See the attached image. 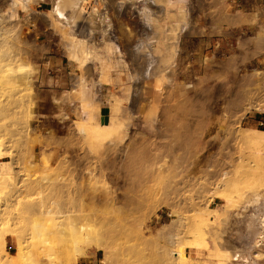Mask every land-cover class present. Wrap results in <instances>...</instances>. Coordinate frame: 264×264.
Segmentation results:
<instances>
[{"label": "rangeland", "instance_id": "374dc122", "mask_svg": "<svg viewBox=\"0 0 264 264\" xmlns=\"http://www.w3.org/2000/svg\"><path fill=\"white\" fill-rule=\"evenodd\" d=\"M38 1L0 10V264L263 262L264 0H48L44 67Z\"/></svg>", "mask_w": 264, "mask_h": 264}, {"label": "crops", "instance_id": "0c3cea01", "mask_svg": "<svg viewBox=\"0 0 264 264\" xmlns=\"http://www.w3.org/2000/svg\"><path fill=\"white\" fill-rule=\"evenodd\" d=\"M7 2H9V0H0V10L2 12L5 11ZM49 5L50 1L39 0L36 3H30L28 5V11H23L21 8H17L14 15L16 19L18 18L19 20H27V18L30 17V21L27 23L26 27H24L25 29L23 28V31H28L24 32L28 41L32 39L35 42L34 48L31 52V61L33 64H37V66L39 67H44V64L48 63L49 58H53L54 61L59 60L56 56H46V54H50V52L55 49V46L57 44V38L50 30V21L46 16L47 12H49ZM107 109L108 106L106 105L99 107L97 114L99 124H105L108 121L109 114L107 115L105 113V110L107 111ZM105 118H107V121H105ZM261 122L262 118H259L257 120V123L262 124ZM216 201H218V198H214L211 205ZM96 253L94 254V256L97 255ZM85 262L89 264L93 262V259ZM257 264H264V261L258 262Z\"/></svg>", "mask_w": 264, "mask_h": 264}, {"label": "bare ground", "instance_id": "6f19581e", "mask_svg": "<svg viewBox=\"0 0 264 264\" xmlns=\"http://www.w3.org/2000/svg\"><path fill=\"white\" fill-rule=\"evenodd\" d=\"M78 0H72V2H73V5H74V8H75V11H74V15H75V19H81L82 17H84V7L83 6H81V3H79V2H77ZM72 5V6H73ZM24 8L26 9V10H29L27 7H25L24 6ZM25 11V10H24ZM85 18V17H84ZM1 64V63H0ZM3 67H1V69H2ZM4 69V68H3ZM2 71V70H1ZM4 78V77H3ZM5 79V78H4ZM3 84V83H2ZM5 90V89H4ZM7 95V94H6ZM1 97V96H0ZM13 100V99H12ZM16 100H14L13 102H15ZM3 104V103H2ZM2 107V106H1ZM3 110V109H2ZM1 111V110H0ZM14 115V114H13ZM16 115V114H15ZM102 130V129H101ZM98 135H100V134H98ZM3 136V135H2ZM1 139V138H0ZM2 139H3V137H2ZM5 141V140H4ZM3 143V142H2ZM6 143V142H5ZM4 143V144H5ZM4 146V145H3ZM5 147V146H4ZM0 148H2L1 146H0ZM6 148V147H5ZM2 150V149H1ZM0 150V151H1ZM4 151H6V150H4ZM3 152V151H2ZM1 152V153H2ZM5 153V152H4ZM3 153V154H4ZM8 154V153H7ZM2 155H0V157H1ZM3 156H5V155H3ZM12 159V158H11ZM11 162V161H10ZM5 163V162H4ZM12 165V164H11ZM1 167V166H0ZM10 171H11V167H10V165L9 164H3L2 165V167H1V169H0V185L1 186H10V185H12L13 183H11L10 181H11V173H10ZM13 172V171H12ZM14 173V172H13ZM10 175V176H9ZM13 176H14V174H13ZM22 183V182H21ZM24 183V182H23ZM15 185V183L12 185V186H14ZM11 186V187H12ZM16 186V185H15ZM14 186V187H15ZM10 187V188H11ZM13 188V187H12ZM12 188H11V190H12ZM2 189H6V190H8V187L6 188V187H2ZM6 190H5V192H6ZM16 190H17V188H16ZM15 191V190H14ZM20 193V192H19ZM12 194H14V193H12ZM2 195V194H1ZM7 196H8V194H7ZM13 196V195H12ZM1 197V196H0ZM3 197V196H2ZM17 197V196H16ZM16 197H14V198H16ZM3 198H5V197H3ZM2 198V199H3ZM13 200V199H12ZM10 201V200H9ZM20 203V202H19ZM5 204V203H4ZM5 209V208H4ZM4 212H3V208H2V210H0V217H1V215L3 214ZM4 215V214H3ZM4 217V216H3ZM2 217V218H3ZM2 219L0 218V221H1ZM2 224V223H1ZM166 226H169V225H166ZM163 228H164V230H166L165 228V226H162ZM161 227V229H163ZM170 227V226H169ZM45 229V228H44ZM122 230V229H121ZM167 231V230H166ZM11 232H12V230H11ZM44 232V231H43ZM161 232V231H160ZM163 232V231H162ZM123 233V232H122ZM127 234V232L125 233V235ZM123 235V234H122ZM16 236H18V235H16ZM99 236V235H98ZM1 238H0V245H2V249H4V247H5V236L4 235H1L0 236ZM122 237V236H121ZM126 237H128V234H127V236ZM172 237V236H171ZM18 238V237H17ZM139 238V237H138ZM103 240V239H102ZM101 239H100V241H102ZM172 240V239H171ZM127 241V240H126ZM45 242V241H44ZM47 242V241H46ZM45 242V243H46ZM170 242H172V241H170ZM142 243V242H141ZM19 244H20V242H19ZM18 244V242L16 243V249H18L19 251H22L23 252V250H20V246H21V244L19 245ZM172 244V243H171ZM174 244V243H173ZM91 246V245H90ZM102 246H103V244H102V242L100 243V242H97V243H95V248L96 249H98V250H100L101 252H103V248H102ZM185 246V245H184ZM89 247V246H88ZM133 249V248H132ZM43 250V249H42ZM19 251H17V253L19 252ZM178 251V250H177ZM173 253H174V250H173ZM179 254V253H178ZM22 255V254H21ZM12 257V256H11ZM165 257V256H164ZM179 258V257H178ZM50 259V258H49ZM172 259H173V257H172ZM226 259V258H225ZM167 260V259H166ZM176 260V259H175ZM170 261H171V259H170ZM174 261V260H173ZM221 261V260H220ZM223 261V260H222ZM7 262V261H6ZM172 262V261H171ZM174 262H176V261H174ZM225 262V261H224ZM3 263V262H2ZM219 264H225V263H223V262H218ZM4 264H5V262H4ZM177 264H179V262L177 263ZM182 264V263H181Z\"/></svg>", "mask_w": 264, "mask_h": 264}]
</instances>
